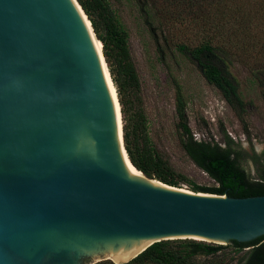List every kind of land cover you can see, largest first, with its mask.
<instances>
[{
    "label": "water",
    "instance_id": "1",
    "mask_svg": "<svg viewBox=\"0 0 264 264\" xmlns=\"http://www.w3.org/2000/svg\"><path fill=\"white\" fill-rule=\"evenodd\" d=\"M87 20L77 0H0V264L123 263L164 239L264 235V194L195 192L131 163Z\"/></svg>",
    "mask_w": 264,
    "mask_h": 264
},
{
    "label": "trees",
    "instance_id": "2",
    "mask_svg": "<svg viewBox=\"0 0 264 264\" xmlns=\"http://www.w3.org/2000/svg\"><path fill=\"white\" fill-rule=\"evenodd\" d=\"M77 1L102 43L121 107L123 142L131 163L153 179L176 187L185 184L195 192L231 197L263 195L264 149L250 154L226 132L224 146L194 138L185 113L182 89L176 80L173 83L180 143L188 157L214 184H197L173 170L150 136L147 117L140 103V83L129 52L127 31L108 0ZM156 1L165 14L184 8L190 21L194 19L188 23L190 33L187 31L176 41H172V37L165 38V41L193 61L206 81L219 89L231 106L243 107L229 66L236 54L244 60L249 52H253L254 70L260 68L259 65L264 66V0ZM196 8L199 10L194 12ZM243 157L253 162L254 175L240 164ZM94 264H264V235L247 242L230 240L227 244L193 238L164 239L152 243L126 262L104 259Z\"/></svg>",
    "mask_w": 264,
    "mask_h": 264
},
{
    "label": "rangeland",
    "instance_id": "3",
    "mask_svg": "<svg viewBox=\"0 0 264 264\" xmlns=\"http://www.w3.org/2000/svg\"><path fill=\"white\" fill-rule=\"evenodd\" d=\"M108 1L128 33L129 52L140 83V103L152 142L175 172L197 184H214L188 157L180 143L173 80L181 86L194 138L224 146L226 132L250 154L264 149V66L253 69V52L244 60L236 54L230 61V71L243 102V107L231 106L219 89L206 81L193 61L165 41L167 37L176 41L187 31L190 33L188 23L194 19L190 21L184 8L165 14L155 0ZM249 62L251 64L247 65ZM240 164L254 175L251 160L243 157ZM182 187L188 189L185 184Z\"/></svg>",
    "mask_w": 264,
    "mask_h": 264
},
{
    "label": "bare ground",
    "instance_id": "4",
    "mask_svg": "<svg viewBox=\"0 0 264 264\" xmlns=\"http://www.w3.org/2000/svg\"><path fill=\"white\" fill-rule=\"evenodd\" d=\"M88 21V20H87ZM88 24H89V27H90V22L88 21ZM90 29H91V27H90ZM91 32H92V29H91ZM92 34H93V32H92ZM93 36H94V34H93ZM99 42V41H98ZM100 43V42H99ZM101 44V43H100ZM102 51V50H101ZM106 68H107V66H106ZM108 71V70H107ZM108 75H109V73H108ZM109 79H110V83H111V87H112V91H113V95H114V99H115V103H116V107H117V111L119 110V108H120V103H118V97H117V92H116V89H115V86H114V84H113V82H112V80H111V77L109 76ZM118 115H119V119L121 118L120 117V114H119V111H118ZM121 116H122V114H121ZM120 123H121V119H120ZM128 156V155H127ZM130 163V162H129ZM131 164V163H130ZM132 165V164H131ZM133 166V165H132ZM140 173V172H139ZM141 174V173H140ZM142 175V174H141ZM185 189V188H184Z\"/></svg>",
    "mask_w": 264,
    "mask_h": 264
}]
</instances>
